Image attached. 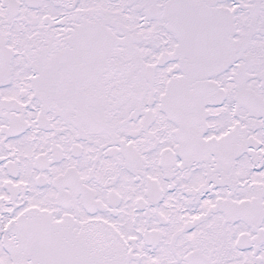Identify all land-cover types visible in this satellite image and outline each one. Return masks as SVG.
<instances>
[{
	"label": "snow or ice",
	"instance_id": "1",
	"mask_svg": "<svg viewBox=\"0 0 264 264\" xmlns=\"http://www.w3.org/2000/svg\"><path fill=\"white\" fill-rule=\"evenodd\" d=\"M0 264H264V0H0Z\"/></svg>",
	"mask_w": 264,
	"mask_h": 264
}]
</instances>
